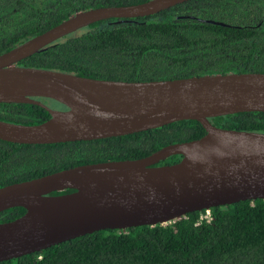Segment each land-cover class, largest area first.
I'll return each mask as SVG.
<instances>
[{
	"label": "water",
	"instance_id": "95a60500",
	"mask_svg": "<svg viewBox=\"0 0 264 264\" xmlns=\"http://www.w3.org/2000/svg\"><path fill=\"white\" fill-rule=\"evenodd\" d=\"M187 0H147L75 12L0 54V103H31L50 117L39 124L0 120V139L49 144L102 139L192 119L206 133L142 158L64 168L0 187V261L105 229L172 223L187 213L264 199V133L213 125L208 118L264 112V73L205 74L126 81L79 76L18 62L51 42L109 18L153 15ZM36 97L67 109H52ZM179 161L158 164L172 155ZM73 189V192L52 194Z\"/></svg>",
	"mask_w": 264,
	"mask_h": 264
},
{
	"label": "trees",
	"instance_id": "16d2710c",
	"mask_svg": "<svg viewBox=\"0 0 264 264\" xmlns=\"http://www.w3.org/2000/svg\"><path fill=\"white\" fill-rule=\"evenodd\" d=\"M147 0H0V54L77 11ZM98 79L147 81L264 73V0H187L143 17L109 18L65 35L18 62ZM49 107L67 109L36 97ZM50 103V104H49ZM48 111L0 103V120L39 124ZM215 126L264 133V112L210 117ZM206 133L192 119L102 139L21 144L0 139V187L76 165L138 159ZM172 155L158 164L179 161ZM73 192L67 189L60 194ZM25 212H0V222ZM0 264H264V199L193 211L154 226L88 233Z\"/></svg>",
	"mask_w": 264,
	"mask_h": 264
},
{
	"label": "rangeland",
	"instance_id": "374dc122",
	"mask_svg": "<svg viewBox=\"0 0 264 264\" xmlns=\"http://www.w3.org/2000/svg\"><path fill=\"white\" fill-rule=\"evenodd\" d=\"M49 104H50V103H49ZM51 108H53V107H51ZM54 108H55V107H54ZM54 108H53V109H54ZM55 109H60V108H59V107H56Z\"/></svg>",
	"mask_w": 264,
	"mask_h": 264
},
{
	"label": "flooded vegetation",
	"instance_id": "af4514ba",
	"mask_svg": "<svg viewBox=\"0 0 264 264\" xmlns=\"http://www.w3.org/2000/svg\"><path fill=\"white\" fill-rule=\"evenodd\" d=\"M51 108V107H50ZM53 109V108H52ZM55 109V108H54ZM59 110H63L62 108H60Z\"/></svg>",
	"mask_w": 264,
	"mask_h": 264
}]
</instances>
